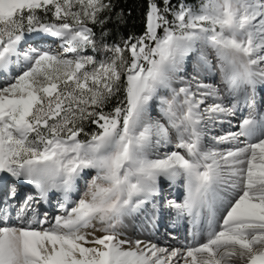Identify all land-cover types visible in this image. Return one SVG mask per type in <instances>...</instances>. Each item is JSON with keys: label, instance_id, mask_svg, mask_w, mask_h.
I'll return each mask as SVG.
<instances>
[{"label": "snow or ice", "instance_id": "6c2138e0", "mask_svg": "<svg viewBox=\"0 0 264 264\" xmlns=\"http://www.w3.org/2000/svg\"><path fill=\"white\" fill-rule=\"evenodd\" d=\"M0 264H264V0H0Z\"/></svg>", "mask_w": 264, "mask_h": 264}, {"label": "trees", "instance_id": "16d2710c", "mask_svg": "<svg viewBox=\"0 0 264 264\" xmlns=\"http://www.w3.org/2000/svg\"><path fill=\"white\" fill-rule=\"evenodd\" d=\"M140 3H142V0H126V5L128 7H132V6L138 5ZM133 16L136 17V23H137V25H139V12H138V10L134 9Z\"/></svg>", "mask_w": 264, "mask_h": 264}, {"label": "bare ground", "instance_id": "6f19581e", "mask_svg": "<svg viewBox=\"0 0 264 264\" xmlns=\"http://www.w3.org/2000/svg\"><path fill=\"white\" fill-rule=\"evenodd\" d=\"M160 227H161V225H160ZM160 230H161V232H163L164 229L160 228Z\"/></svg>", "mask_w": 264, "mask_h": 264}]
</instances>
